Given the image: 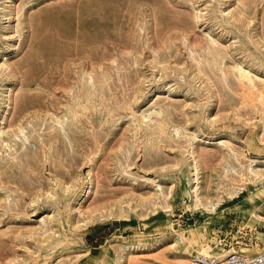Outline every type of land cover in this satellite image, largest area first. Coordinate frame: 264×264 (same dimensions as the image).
<instances>
[{
	"label": "rangeland",
	"instance_id": "1",
	"mask_svg": "<svg viewBox=\"0 0 264 264\" xmlns=\"http://www.w3.org/2000/svg\"><path fill=\"white\" fill-rule=\"evenodd\" d=\"M263 179L264 0H0V264L258 254Z\"/></svg>",
	"mask_w": 264,
	"mask_h": 264
},
{
	"label": "built area",
	"instance_id": "2",
	"mask_svg": "<svg viewBox=\"0 0 264 264\" xmlns=\"http://www.w3.org/2000/svg\"><path fill=\"white\" fill-rule=\"evenodd\" d=\"M188 264H264V252L256 255L236 253L225 259H217L208 256L193 258Z\"/></svg>",
	"mask_w": 264,
	"mask_h": 264
},
{
	"label": "bare ground",
	"instance_id": "3",
	"mask_svg": "<svg viewBox=\"0 0 264 264\" xmlns=\"http://www.w3.org/2000/svg\"><path fill=\"white\" fill-rule=\"evenodd\" d=\"M240 74H241V72H240ZM247 74V73H246ZM241 76V75H240ZM243 77V76H242ZM241 77V78H242ZM256 176H259L257 173H254ZM262 176V175H261ZM264 180V179H263ZM255 218L256 219H263V218H261V217H259V216H255ZM263 221H264V219H263ZM241 226H243V224H241ZM256 232V231H255ZM256 234H257V232H256ZM263 236H264V233L262 234ZM259 247V246H258ZM264 252V249L261 251V252H259L258 254H261V253H263ZM211 253H212V251H211V248L210 247H207V246H205V247H203V249L200 251V253L198 254L199 256H208V257H214V258H217V259H225V258H228L229 256H231V255H233V254H236L235 252L234 253H228L227 255L226 254H224V255H220V257H215V256H210L211 255ZM248 255H250V254H248ZM254 255H256V254H254ZM199 256H197V257H199ZM194 258H196V257H194ZM189 262H191V261H189ZM188 262V263H189ZM187 263V264H188Z\"/></svg>",
	"mask_w": 264,
	"mask_h": 264
}]
</instances>
